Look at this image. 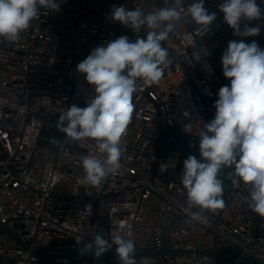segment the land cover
I'll list each match as a JSON object with an SVG mask.
<instances>
[{"label":"built area","instance_id":"1","mask_svg":"<svg viewBox=\"0 0 264 264\" xmlns=\"http://www.w3.org/2000/svg\"><path fill=\"white\" fill-rule=\"evenodd\" d=\"M221 2L204 0L208 12L216 13L207 32L197 35L199 26L189 17L161 42L171 62L161 66L159 82L143 87L138 81L121 168L99 186L85 183L81 164V157L99 155L95 141L66 140L56 127L61 112L73 104L84 108L95 95L76 66L93 48L121 35H146L112 21L113 6L148 12L165 0H56L59 11L41 7L19 40L0 38V222L29 247L0 234V264H119L117 256L81 254L93 233L133 239L137 259L148 264H218L197 255L149 254L165 249L228 251L236 260L248 253L264 263V217L245 202L247 187L224 168V208L203 210L206 222L193 221L191 213L201 209L188 207L181 183L187 157L170 145L177 139L187 151L199 152V130L215 117L219 89L230 85L221 62L228 42L255 41L264 48V19L241 21L242 28L262 25L259 35L236 36L219 11ZM256 2L264 9V0ZM191 3L180 0V7L186 13ZM115 247L105 253H116ZM243 263L255 264L250 258Z\"/></svg>","mask_w":264,"mask_h":264},{"label":"clouds","instance_id":"2","mask_svg":"<svg viewBox=\"0 0 264 264\" xmlns=\"http://www.w3.org/2000/svg\"><path fill=\"white\" fill-rule=\"evenodd\" d=\"M41 7L55 12L60 4L56 0H0V38L9 42L19 40L39 16ZM219 11L234 35L260 34V24L241 27L242 20L264 19V9L256 0H222ZM189 17L199 26L197 35H202L216 20V13L208 12L204 0H192L186 13L180 0H174L172 5L165 0V6L148 12L112 7V21L136 34L145 31L146 35H138L135 40L121 35L93 48L76 66L95 95L86 107L73 104L61 112L56 127L66 134V140L95 141L99 155L81 157L85 183L99 186L109 172L120 170L122 139L135 109L133 95L142 86L160 81L164 74L161 66L171 62L169 51L161 42L167 40L177 22ZM193 56L200 59L198 53ZM221 62L230 85L219 89L214 103L215 117L199 130V158L189 155L184 160L181 177L188 207L201 209L191 213V219L201 223L207 219L203 210L225 206L223 181L219 178L224 168L232 169L229 175L235 178L234 182H243L248 188L249 195L245 198L248 207L264 217V48L255 41L232 40ZM190 125H184L186 133L191 132ZM90 208L89 205V212ZM113 245L119 264H148L147 258L137 259L135 241L120 234L105 238L101 233H93V242L84 245L81 254L94 253L100 257Z\"/></svg>","mask_w":264,"mask_h":264},{"label":"water","instance_id":"3","mask_svg":"<svg viewBox=\"0 0 264 264\" xmlns=\"http://www.w3.org/2000/svg\"><path fill=\"white\" fill-rule=\"evenodd\" d=\"M170 145L172 147H175L180 153L181 155H183L184 157H188L189 155H193L196 156L197 158H199V152H197L196 150L193 151H187L182 144L177 140H172L170 142ZM247 193L249 195L248 192V188H246ZM0 234H6L12 241H14L15 243H17L20 247H22L23 249H29L28 245L23 242V240L12 230H10L9 228H7L5 225H3L0 222ZM170 254V255H179V256H203V257H207L211 260H213L214 262L218 263V264H244L243 262L246 259H251L255 264H264L263 262L259 261L258 259L253 258L250 254L245 253L242 255V257L234 262H228L225 259H223L221 257V251H215V252H209V251H204V250H191V249H178V250H174V249H165V250H161V251H156V252H152L149 253L151 255L154 254ZM37 255H41L44 256L45 254L41 253H36ZM79 257H82L83 255H77ZM91 257H96L94 255V253H92L90 255ZM113 256H117L116 253H103L100 258H106V257H113ZM137 256H141L140 254H138Z\"/></svg>","mask_w":264,"mask_h":264},{"label":"trees","instance_id":"4","mask_svg":"<svg viewBox=\"0 0 264 264\" xmlns=\"http://www.w3.org/2000/svg\"><path fill=\"white\" fill-rule=\"evenodd\" d=\"M164 135H165V132H162L161 137H160V143H161V149L166 150L168 149L169 146L166 145L164 142ZM223 193H224V190H223ZM221 254H222L221 257L228 262H234L237 258L235 255L230 254L228 251H222Z\"/></svg>","mask_w":264,"mask_h":264},{"label":"rangeland","instance_id":"5","mask_svg":"<svg viewBox=\"0 0 264 264\" xmlns=\"http://www.w3.org/2000/svg\"><path fill=\"white\" fill-rule=\"evenodd\" d=\"M168 148H169V147H168ZM184 264H193V262H192V261H187V260H186V261L184 262Z\"/></svg>","mask_w":264,"mask_h":264}]
</instances>
